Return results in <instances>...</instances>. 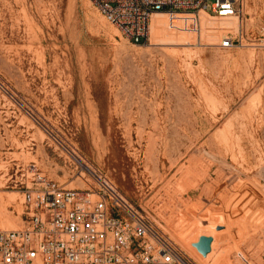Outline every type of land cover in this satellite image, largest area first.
Wrapping results in <instances>:
<instances>
[{"label":"rangeland","instance_id":"1","mask_svg":"<svg viewBox=\"0 0 264 264\" xmlns=\"http://www.w3.org/2000/svg\"><path fill=\"white\" fill-rule=\"evenodd\" d=\"M240 9L157 14L135 46L91 0H0V229L24 225L20 183L85 186L80 157L191 264H264V0Z\"/></svg>","mask_w":264,"mask_h":264},{"label":"built area","instance_id":"2","mask_svg":"<svg viewBox=\"0 0 264 264\" xmlns=\"http://www.w3.org/2000/svg\"><path fill=\"white\" fill-rule=\"evenodd\" d=\"M135 46L150 39L152 16L240 14L243 0H91ZM242 39L223 36L232 50ZM81 165L83 187L45 176L20 183L24 225L0 229V264H191L179 246L103 171ZM87 178V179H86Z\"/></svg>","mask_w":264,"mask_h":264},{"label":"water","instance_id":"3","mask_svg":"<svg viewBox=\"0 0 264 264\" xmlns=\"http://www.w3.org/2000/svg\"><path fill=\"white\" fill-rule=\"evenodd\" d=\"M213 241H214L213 237L202 236L200 237L199 241L195 243L193 246L203 257H207L212 251Z\"/></svg>","mask_w":264,"mask_h":264},{"label":"bare ground","instance_id":"4","mask_svg":"<svg viewBox=\"0 0 264 264\" xmlns=\"http://www.w3.org/2000/svg\"><path fill=\"white\" fill-rule=\"evenodd\" d=\"M201 13H204V12H201ZM200 13V14H201ZM157 14H163V15H166V14H164V13H157ZM157 14H154L152 17H153V19L151 20V25H150V37H151V27H152V29L153 30H156V29H158L159 28V19H158V17H157ZM206 14V13H205ZM208 15V14H207ZM235 17H238V15H235V16H231V17H225V18H219V19H229V18H235ZM149 41H150V39H149ZM209 237H211V236H209ZM214 246H215V241H213V243H212V251H213V248H214ZM195 248V247H194ZM196 249V248H195ZM197 250V249H196ZM212 251H211V253H212ZM198 252V251H197ZM199 253V252H198ZM211 253L207 256V257H209L210 255H211ZM200 254V253H199ZM201 255V254H200ZM202 256V255H201ZM207 257H204V258H207Z\"/></svg>","mask_w":264,"mask_h":264}]
</instances>
